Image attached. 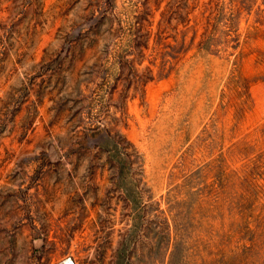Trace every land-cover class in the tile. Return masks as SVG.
Segmentation results:
<instances>
[{
	"label": "rangeland",
	"instance_id": "rangeland-1",
	"mask_svg": "<svg viewBox=\"0 0 264 264\" xmlns=\"http://www.w3.org/2000/svg\"><path fill=\"white\" fill-rule=\"evenodd\" d=\"M264 264V0H0V264Z\"/></svg>",
	"mask_w": 264,
	"mask_h": 264
},
{
	"label": "built area",
	"instance_id": "built-area-1",
	"mask_svg": "<svg viewBox=\"0 0 264 264\" xmlns=\"http://www.w3.org/2000/svg\"><path fill=\"white\" fill-rule=\"evenodd\" d=\"M70 264H74L72 261H70Z\"/></svg>",
	"mask_w": 264,
	"mask_h": 264
},
{
	"label": "bare ground",
	"instance_id": "bare-ground-1",
	"mask_svg": "<svg viewBox=\"0 0 264 264\" xmlns=\"http://www.w3.org/2000/svg\"><path fill=\"white\" fill-rule=\"evenodd\" d=\"M67 264H69V262H67Z\"/></svg>",
	"mask_w": 264,
	"mask_h": 264
}]
</instances>
